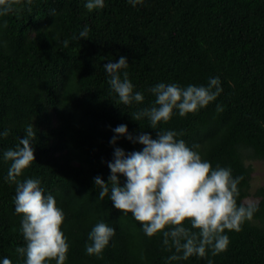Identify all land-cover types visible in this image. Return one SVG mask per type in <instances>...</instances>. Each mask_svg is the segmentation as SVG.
Instances as JSON below:
<instances>
[{
  "label": "trees",
  "instance_id": "obj_1",
  "mask_svg": "<svg viewBox=\"0 0 264 264\" xmlns=\"http://www.w3.org/2000/svg\"><path fill=\"white\" fill-rule=\"evenodd\" d=\"M86 3L32 0L29 11L22 0L0 16V133H9L0 135V264L4 258L26 264V254L16 251L26 248V241L15 195L17 184L29 178L39 179L44 194L53 195L64 213L65 264H264V186L256 192L258 202H246L250 161L264 160V0H144L135 6L105 0L102 9L92 11ZM85 27L87 39L79 37ZM121 56L128 62L121 78L128 73L133 92L144 96L142 103H120L108 83L104 64ZM216 77L221 93L195 113L182 117L174 109L172 119L157 129L147 117H132L156 106L150 89L158 83L207 87ZM121 124L134 137L174 131L175 139L213 169L227 168L234 179L241 178L237 205L253 204L257 211L241 231L225 230L226 251L212 255L208 249L205 258L170 260L182 253L169 251L162 233L146 235L131 213L113 206L110 192L99 199L94 178L108 182L114 149L128 153L144 147L126 136L113 145V129ZM28 125L36 132V161L12 182V162L4 160V152L15 150ZM99 222L114 228L115 235L97 257L86 253V245Z\"/></svg>",
  "mask_w": 264,
  "mask_h": 264
},
{
  "label": "clouds",
  "instance_id": "obj_2",
  "mask_svg": "<svg viewBox=\"0 0 264 264\" xmlns=\"http://www.w3.org/2000/svg\"><path fill=\"white\" fill-rule=\"evenodd\" d=\"M24 2L31 11L32 0ZM128 2L135 6L144 0ZM21 3L22 0H0V16L11 13ZM104 6L105 0H87L85 5L89 11ZM55 13V9L50 10L51 15ZM4 26L7 27V21ZM88 34L89 28L85 27L79 37L87 39ZM64 45L67 47V40ZM127 66V58L123 56L118 62L104 64L108 83L120 103H142L144 96L133 92L134 85L128 73L124 72L121 78V69ZM213 88L215 91H212ZM150 91L156 96V106L145 108L132 114V117L137 121L147 117L150 127L157 129L161 122L167 123L172 119L174 109H178L182 117L195 113L214 101L222 88L216 77L210 78L207 87L189 85L181 88L176 84L158 83ZM113 131L117 134L110 141L113 145L119 136H126L144 147L141 151L128 153L120 147L114 149V159L108 163L111 170L108 182L99 176L94 178L95 185L100 189L99 199L103 200L110 192L113 206L124 214L131 213L143 225L146 235L151 237L162 233L163 244L168 246V250L175 248L176 253H182L170 256V260H187L193 256L205 258L208 249H211L212 255L224 252L230 243L225 230L239 232L245 221L252 220L256 206L237 205V186L241 178L234 179L227 168L217 166L213 169L210 162L203 160L183 140L175 139L177 134L174 131H158L156 138L148 133L134 137L125 124ZM8 134L7 131L0 133L5 137ZM35 138L33 126L28 125L15 150L4 152V160L12 162L8 171L9 181L16 182L17 177L36 161L32 146ZM121 176L125 177L124 183ZM40 184L41 181L36 178L17 184L15 210L23 216L21 230L26 248L18 247L16 251L26 254V264H49L53 260L56 264H65L69 246L61 230L64 213L53 195L44 194ZM186 224H190L191 228ZM114 235V228L104 222L97 223L89 233L91 243L86 245V253L101 256ZM3 264H12V261L4 258ZM208 264L212 261L209 260Z\"/></svg>",
  "mask_w": 264,
  "mask_h": 264
},
{
  "label": "rangeland",
  "instance_id": "obj_3",
  "mask_svg": "<svg viewBox=\"0 0 264 264\" xmlns=\"http://www.w3.org/2000/svg\"><path fill=\"white\" fill-rule=\"evenodd\" d=\"M250 162L253 166V172L250 183V195L246 198V202L255 203L259 200V196L256 194L257 190L264 186V160L255 159Z\"/></svg>",
  "mask_w": 264,
  "mask_h": 264
}]
</instances>
